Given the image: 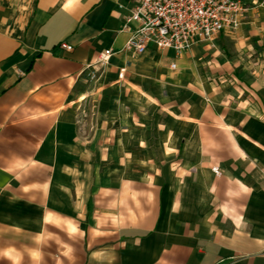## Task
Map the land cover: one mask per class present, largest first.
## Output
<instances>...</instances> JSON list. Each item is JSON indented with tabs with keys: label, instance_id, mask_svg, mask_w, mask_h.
<instances>
[{
	"label": "crops",
	"instance_id": "obj_1",
	"mask_svg": "<svg viewBox=\"0 0 264 264\" xmlns=\"http://www.w3.org/2000/svg\"><path fill=\"white\" fill-rule=\"evenodd\" d=\"M236 1L242 17L264 15V0ZM129 2L0 0V264H264V113L240 89L187 105L190 132L175 141L185 174L168 187L72 166L66 106L87 84L94 93L137 67H175L238 28L175 60L147 51L119 81L127 59L113 56L87 82L85 67L130 30L119 29Z\"/></svg>",
	"mask_w": 264,
	"mask_h": 264
},
{
	"label": "rangeland",
	"instance_id": "obj_2",
	"mask_svg": "<svg viewBox=\"0 0 264 264\" xmlns=\"http://www.w3.org/2000/svg\"><path fill=\"white\" fill-rule=\"evenodd\" d=\"M240 19L233 36L195 49L171 71L163 64L137 67L125 71L120 83L102 81L94 93L89 83L87 94L68 100L64 132L76 172L168 187L185 174L175 141L190 132L179 120L189 103L225 93L231 99V90L238 88L254 102L251 112L264 113V15L250 11ZM239 67L249 70L243 78L250 86L237 78Z\"/></svg>",
	"mask_w": 264,
	"mask_h": 264
},
{
	"label": "built area",
	"instance_id": "obj_3",
	"mask_svg": "<svg viewBox=\"0 0 264 264\" xmlns=\"http://www.w3.org/2000/svg\"><path fill=\"white\" fill-rule=\"evenodd\" d=\"M244 8L236 0H130L120 31H126L117 51L100 52L92 65L86 66L87 82L95 72L107 65L109 58L123 56L127 61L116 68L115 81L121 80L124 67L147 51L170 54L180 58L191 48L206 44L216 35L231 34L238 27ZM61 51H69L59 45ZM166 69H174L173 63Z\"/></svg>",
	"mask_w": 264,
	"mask_h": 264
}]
</instances>
